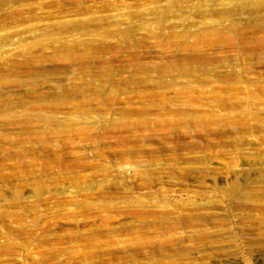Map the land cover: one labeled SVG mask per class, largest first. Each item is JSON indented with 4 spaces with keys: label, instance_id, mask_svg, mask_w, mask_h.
Instances as JSON below:
<instances>
[{
    "label": "rangeland",
    "instance_id": "rangeland-1",
    "mask_svg": "<svg viewBox=\"0 0 264 264\" xmlns=\"http://www.w3.org/2000/svg\"><path fill=\"white\" fill-rule=\"evenodd\" d=\"M0 264H264V0H0Z\"/></svg>",
    "mask_w": 264,
    "mask_h": 264
}]
</instances>
